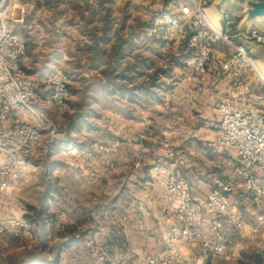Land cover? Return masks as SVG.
<instances>
[{"label": "crops", "instance_id": "obj_1", "mask_svg": "<svg viewBox=\"0 0 264 264\" xmlns=\"http://www.w3.org/2000/svg\"><path fill=\"white\" fill-rule=\"evenodd\" d=\"M118 1L20 0V9L15 12L19 22L12 30L26 40L20 67L38 84L40 97L46 95L45 77L58 69L54 35L60 32L68 39L71 36L64 47L67 57L63 72L72 92L73 113L59 121L44 110L49 129L43 139L48 146L60 148L62 159L75 169L73 172L51 169L50 173L60 180L59 187L45 185L40 196V184L34 181V171L29 169L34 153L27 168L31 183L19 187L14 196L25 205L26 201L42 204L44 198L42 211L29 210L31 227L21 238L38 242L43 228L51 226L47 231L53 232V227L60 225L62 232L55 241L65 242L72 239L64 230L82 228L74 239L89 241L94 256L121 258L125 264H145L166 248V234L178 225L166 201L164 176L157 172L168 163L164 145L173 149L177 169H181V176L200 200H205L213 190V177L236 179L235 153L219 151L213 142L220 130L217 103L240 94L237 88L240 84L232 74L221 73L214 66H207L205 82L187 78L182 66L188 55L185 41H165L148 33L150 1L126 0L119 10ZM182 3L184 0H159L154 6L176 12ZM58 5L59 9L53 10ZM226 9L235 13L233 7ZM35 34L42 37L37 41L27 37ZM216 48L217 44H213L211 52ZM83 81L89 83L79 86ZM258 91L255 87L254 101L258 99ZM35 106L40 108L37 103ZM112 144H118L116 152L108 157L114 170L108 172L101 164L98 180L85 185L88 172L83 165L73 164L78 158L69 156L68 150L93 152L102 163L97 147ZM136 161L140 162L139 169L133 168ZM74 171L80 175V181L64 184L63 179L70 178ZM73 193L77 196L65 200L63 194L69 197ZM10 196L8 193L1 198L0 217L12 211L4 203ZM228 197L246 233L240 236L221 216L222 232L244 249L233 256L226 252L214 257L199 243L182 240L177 243L182 259L191 264H250L259 257L264 264V233L257 224L253 206L240 198L237 191L228 193ZM25 212L22 207L20 213L24 217ZM44 214L50 218L40 224ZM213 217L202 214L194 228L209 236ZM57 218L63 222H57Z\"/></svg>", "mask_w": 264, "mask_h": 264}, {"label": "built area", "instance_id": "obj_2", "mask_svg": "<svg viewBox=\"0 0 264 264\" xmlns=\"http://www.w3.org/2000/svg\"><path fill=\"white\" fill-rule=\"evenodd\" d=\"M210 3L211 0H184L176 12L165 9L156 13L152 16L148 33L165 41L178 36L185 38L188 55L183 58L182 66L189 79L205 82L211 46L218 41L224 42L233 53L226 66L255 72L254 58L243 44L233 39L264 46V33L254 26L248 30H237V17L228 9L224 10L220 32H216L207 20ZM19 8V0H0V201L10 193V198L4 203L12 208L10 213L0 217V236L11 235L14 238L27 227L20 213L23 205L15 198L14 191L31 183V175L27 171L29 159L49 129V121L43 111L49 110L59 121L73 112L71 89L62 70H53L45 77L46 95L40 97L38 84L20 67L26 40L10 27L16 21L15 12ZM258 82L264 90V80L258 78ZM240 90L235 97L218 101L216 109L220 130L213 142L217 150L235 153L238 160L236 179L213 177V190L205 200H200L179 173L173 149L164 145L168 163L159 167L157 172L164 176L162 185L166 201L178 225L166 234V248L147 259L145 264H191L179 256L177 243L182 240L199 243L214 257H221L226 252L232 256L241 252L243 245L222 232L224 223L221 216L240 236L246 233L243 221L230 206L228 193L233 191L251 203L258 226L264 227V91L262 98L254 101V87L247 84ZM36 103L40 108H36ZM117 147L118 144L97 147L102 163L89 151L72 148L68 155L94 165L100 163L110 172L114 170V164L108 157L116 152ZM133 168L139 169L140 162H134ZM204 213L214 215L209 224V236L194 228V223ZM107 264L125 262L115 258Z\"/></svg>", "mask_w": 264, "mask_h": 264}, {"label": "rangeland", "instance_id": "obj_3", "mask_svg": "<svg viewBox=\"0 0 264 264\" xmlns=\"http://www.w3.org/2000/svg\"><path fill=\"white\" fill-rule=\"evenodd\" d=\"M126 0H120L118 1V10L119 8L123 7L124 2ZM134 1V0H132ZM141 0L134 1L133 3H140ZM150 1V7H149V16L150 20L152 19V16L156 13L163 12L165 9L154 6L159 0H149ZM153 2V3H152ZM64 3L62 2V5ZM20 0H19V7H20ZM60 5L53 7V10L55 8H58ZM231 7V6H228ZM20 9V8H19ZM59 9V8H58ZM18 11V10H17ZM44 11V10H43ZM124 11V10H123ZM234 13V12H232ZM235 14V13H234ZM237 15V14H236ZM207 17H211L209 13L207 14ZM237 26L241 20V17L236 16ZM15 22L10 25L12 29H15V24H18L19 20L15 18ZM44 21V20H43ZM40 25V23L38 22ZM43 24V22L41 23ZM255 28H257L259 31L264 33V22H254L253 25ZM234 35V32L232 33ZM65 36V37H64ZM27 37H31V41H37L38 38H41V34H35V35H27ZM36 37V38H35ZM55 37V50L54 54L57 55V58L55 60L58 61V69L63 71V67H65L64 62L67 56H65L64 52H66L64 47L69 43V40H71V36L69 35V39L67 38V35H62V33L58 32L54 35ZM173 39H179L180 41H185V38L183 37H175ZM48 41H51V37L48 36ZM172 40V39H171ZM169 41V40H166ZM234 42H239L238 38L233 39ZM217 48L213 49L211 52V58L208 62L209 67H215L217 69H220L221 73L223 71H227L228 74H232L233 77L237 79L238 85L237 88H240L250 84L251 86L257 87L259 89L257 93V98L260 100L263 95V89L258 84V78L260 80L262 79L260 72L258 68H261L264 70V66H262L260 63H257V59L254 58V69L255 72L248 71L247 69H242L240 67L226 66V63L228 60L232 59L233 53L231 52V49L222 41H218ZM65 56V57H64ZM56 57V56H55ZM65 58V59H64ZM89 82H81L79 86L87 85ZM241 91V90H240ZM72 93V92H71ZM71 99V98H70ZM73 113V112H72ZM61 151L60 148H57V146H48L46 141L43 139L42 142L37 147L34 156L32 157V164H30L31 168L30 172L34 171L36 183H39V194L43 193L45 185L46 187L57 186L58 182H60L59 179H57V176H53L50 172L51 169L58 170V172H62V170H69L70 172H73L75 168L73 166H70L68 163L69 161L62 159V155H60ZM64 157V156H63ZM74 165L80 164L83 165V170L88 172V176L85 179V185H93L95 181L98 180L97 173L99 170L100 163L98 165H94L90 163L89 161H80L79 159L77 161H73ZM185 163L181 166L184 171ZM179 167V166H178ZM102 169H105V167H101ZM180 174L181 169H178ZM33 173V172H32ZM69 174V173H68ZM70 178H64L63 183L67 185H74V181L79 182L80 181V175L77 171H74V173L69 174ZM33 179V178H32ZM50 182H53V184H48ZM72 182V183H71ZM60 193V192H59ZM62 193V192H61ZM38 194V196H39ZM66 198H72L74 196H77L75 193L68 194L69 197H67V194H63ZM75 200V199H73ZM27 204L23 205V209L26 210L25 215L26 217L23 218L26 221L27 227L26 231L28 232L29 228L31 227L32 223V216L31 211L32 209L34 212H36L38 209L41 208V211L43 210V203L44 198H42L41 202L42 204H38L39 202H35L34 204L31 201H26ZM67 202V201H66ZM65 202V205H66ZM28 203L31 205L28 206ZM35 205V206H33ZM33 207V208H31ZM59 207V206H58ZM50 217L47 214H44L41 217L40 224H45V221L48 220ZM55 222V221H53ZM57 222H63L60 218H57ZM50 227L43 228L41 231V241L32 243L28 237L24 238L21 236L14 238L11 235H5L0 236V264H107L110 261H113L114 257L104 256V255H98L94 256V253H92L90 243L89 241L83 242H76L74 237L79 234V232L82 230H77L76 227H74L70 231L64 230V232L69 235V238L71 237L72 240H68L65 242L61 241H55L59 236L58 234L62 232L61 226L58 225L57 227H53L55 229L53 232L50 231ZM48 230V231H47ZM23 231V232H24ZM47 231V232H46ZM22 232V234H23ZM74 233V234H73ZM261 233H264V227H261ZM21 234V235H22ZM88 244V245H87ZM94 246V244H92ZM252 248V247H251ZM251 250V249H250ZM250 250L248 253H250ZM247 251V250H246ZM244 252V254L246 253Z\"/></svg>", "mask_w": 264, "mask_h": 264}, {"label": "water", "instance_id": "obj_4", "mask_svg": "<svg viewBox=\"0 0 264 264\" xmlns=\"http://www.w3.org/2000/svg\"><path fill=\"white\" fill-rule=\"evenodd\" d=\"M231 6L235 8V15L241 17L237 30L250 29L254 22H264V0H211L207 14L215 17L219 28L223 22L224 10ZM243 44L250 56L257 59V63L264 66V46L255 42L239 41Z\"/></svg>", "mask_w": 264, "mask_h": 264}, {"label": "bare ground", "instance_id": "obj_5", "mask_svg": "<svg viewBox=\"0 0 264 264\" xmlns=\"http://www.w3.org/2000/svg\"><path fill=\"white\" fill-rule=\"evenodd\" d=\"M207 20H208V23L212 27L213 30H215L216 32H220L219 25L217 24V22L215 20V17H213V15H212V18L211 17H207ZM253 69H254V64H253ZM258 70L260 72V75H261L262 79H264V70L261 69V68H258Z\"/></svg>", "mask_w": 264, "mask_h": 264}, {"label": "trees", "instance_id": "obj_6", "mask_svg": "<svg viewBox=\"0 0 264 264\" xmlns=\"http://www.w3.org/2000/svg\"><path fill=\"white\" fill-rule=\"evenodd\" d=\"M248 264V263H247ZM250 264H262L261 263V259H259V257H255Z\"/></svg>", "mask_w": 264, "mask_h": 264}]
</instances>
